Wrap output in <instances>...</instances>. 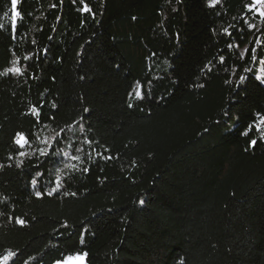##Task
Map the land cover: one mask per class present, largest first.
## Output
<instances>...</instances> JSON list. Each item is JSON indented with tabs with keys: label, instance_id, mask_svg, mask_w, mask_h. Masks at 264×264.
<instances>
[{
	"label": "trees",
	"instance_id": "1",
	"mask_svg": "<svg viewBox=\"0 0 264 264\" xmlns=\"http://www.w3.org/2000/svg\"><path fill=\"white\" fill-rule=\"evenodd\" d=\"M213 2L0 0V264H264V15Z\"/></svg>",
	"mask_w": 264,
	"mask_h": 264
},
{
	"label": "snow or ice",
	"instance_id": "2",
	"mask_svg": "<svg viewBox=\"0 0 264 264\" xmlns=\"http://www.w3.org/2000/svg\"><path fill=\"white\" fill-rule=\"evenodd\" d=\"M17 2L18 0H11V5H12V11H13V19L15 20L16 17H19L20 16V13L16 11V6H17ZM219 0H214L213 2V6L215 3H218ZM256 3L260 4L262 7H264V0H256ZM87 10V9H85ZM261 15H264V12H261ZM13 71L15 72H19L20 70L17 68V69H14ZM139 84L137 85V91H136V96L138 99H144V96L141 94V92L139 91ZM131 107V105H129ZM261 123L264 124V120H261ZM245 135H247V133H245ZM17 144H19L21 147H23L25 144L28 143V141L25 139L24 136H20L19 139H17L16 141ZM253 144L256 143V141H252ZM40 154L41 155H46L47 154V150L46 149H41L40 150ZM21 155H24V153H21ZM73 159H77L76 157H74ZM20 223H23V221H20ZM14 254L9 252L6 256L3 257V264H8V260L10 259V257H12ZM86 256V253L84 254ZM73 261H79L83 262V256L81 255H76L75 257L73 256H69L67 258V260L64 262V264H72Z\"/></svg>",
	"mask_w": 264,
	"mask_h": 264
},
{
	"label": "rangeland",
	"instance_id": "3",
	"mask_svg": "<svg viewBox=\"0 0 264 264\" xmlns=\"http://www.w3.org/2000/svg\"><path fill=\"white\" fill-rule=\"evenodd\" d=\"M253 1H254L255 5L259 8V11L264 12V7H262L260 4L256 3V0H253ZM75 256H73V257H75ZM66 260H67V258L64 261L58 262L56 264H64V262ZM72 264H81V262H79V261H73ZM82 264H86L85 256H83V262H82Z\"/></svg>",
	"mask_w": 264,
	"mask_h": 264
}]
</instances>
